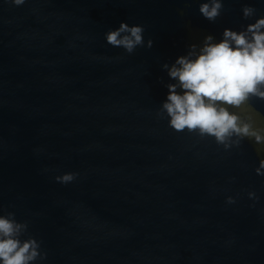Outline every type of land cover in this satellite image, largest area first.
Here are the masks:
<instances>
[{
  "label": "water",
  "instance_id": "obj_1",
  "mask_svg": "<svg viewBox=\"0 0 264 264\" xmlns=\"http://www.w3.org/2000/svg\"><path fill=\"white\" fill-rule=\"evenodd\" d=\"M199 2L0 0V213L27 222L38 264H264V145L158 115L164 63L251 22L244 4L264 11L224 0L211 22ZM121 21L143 26L131 54L104 38ZM232 110L264 130V99Z\"/></svg>",
  "mask_w": 264,
  "mask_h": 264
},
{
  "label": "clouds",
  "instance_id": "obj_2",
  "mask_svg": "<svg viewBox=\"0 0 264 264\" xmlns=\"http://www.w3.org/2000/svg\"><path fill=\"white\" fill-rule=\"evenodd\" d=\"M24 2L12 0L15 5ZM223 8L224 0H200L198 10L212 22ZM241 11L245 20L255 18L238 30L225 27L219 39L206 34L199 45L190 44L185 54L162 65L171 82L166 84L168 91L158 115L166 116L172 129L213 137L226 150L244 139L264 145V130L232 110L252 96L264 99V11L257 15L251 4H244ZM104 38L129 54L145 44L143 26L124 21L106 31ZM151 44L149 39L147 46ZM255 172L264 176V158L258 160ZM76 176V172L66 171L54 179L69 183ZM247 194L258 199L254 191ZM226 201L234 203L235 198L229 195ZM45 256L41 241L28 234L26 221L18 220L12 211L0 213V264H38Z\"/></svg>",
  "mask_w": 264,
  "mask_h": 264
}]
</instances>
